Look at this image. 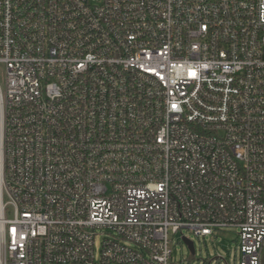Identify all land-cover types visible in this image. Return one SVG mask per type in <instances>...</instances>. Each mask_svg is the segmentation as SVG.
<instances>
[{"label": "built area", "instance_id": "obj_1", "mask_svg": "<svg viewBox=\"0 0 264 264\" xmlns=\"http://www.w3.org/2000/svg\"><path fill=\"white\" fill-rule=\"evenodd\" d=\"M227 228L264 264V0H0V264Z\"/></svg>", "mask_w": 264, "mask_h": 264}, {"label": "rangeland", "instance_id": "obj_2", "mask_svg": "<svg viewBox=\"0 0 264 264\" xmlns=\"http://www.w3.org/2000/svg\"><path fill=\"white\" fill-rule=\"evenodd\" d=\"M187 235L194 241L195 253L190 251L180 235H172V264H241V243L237 228L222 229L204 238L189 232Z\"/></svg>", "mask_w": 264, "mask_h": 264}, {"label": "water", "instance_id": "obj_3", "mask_svg": "<svg viewBox=\"0 0 264 264\" xmlns=\"http://www.w3.org/2000/svg\"><path fill=\"white\" fill-rule=\"evenodd\" d=\"M183 240L188 245L190 251L194 254L195 253V244H194V241L192 239H190L189 237H184Z\"/></svg>", "mask_w": 264, "mask_h": 264}]
</instances>
